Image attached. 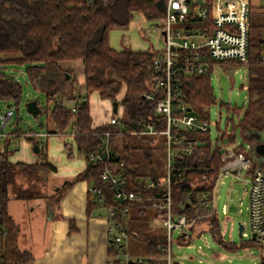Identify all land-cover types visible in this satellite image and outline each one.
<instances>
[{
	"label": "trees",
	"instance_id": "1",
	"mask_svg": "<svg viewBox=\"0 0 264 264\" xmlns=\"http://www.w3.org/2000/svg\"><path fill=\"white\" fill-rule=\"evenodd\" d=\"M164 0H0V68L9 63L24 64L27 80L35 85L45 71L53 68L55 73H62L61 65L77 59L83 61L84 85L83 94L78 96L74 111L60 102L47 115L48 134L71 135L74 139L76 151L83 155L86 167L79 178L92 182L94 189H100L102 200H98L104 208H111L113 215L109 221L120 224L127 232L142 241L143 255L155 258L157 264H165L161 260L164 252L161 247L166 243V236H155L141 231H132L129 226V211L136 209L143 215L147 208L153 209V216L157 219L165 213L151 207V200L158 197L164 190L162 182L166 178V161L160 173L143 174L139 166L133 162L132 154L142 151L147 156L155 148L154 138L161 141L165 152L164 137L141 135L142 122L155 123L154 114L157 100L161 93L154 92L150 80V70L157 51H115L109 46V31L114 28L127 27L133 13H141L147 19H164L161 8ZM251 10V8H250ZM188 26L195 29L211 28L210 20H194ZM264 11L256 21L252 11L249 12V46L247 67L248 102L242 109H230L234 114L226 118V129L213 141L210 139L209 129L205 132L189 133L188 139L196 140L198 145L192 153L174 155L169 175L170 211L172 215H183L187 220L202 223L208 219V232L211 236L221 240L220 226L212 205L205 206L207 200L212 203L213 191L218 180L222 148L235 144V129L241 132L243 140L248 142L250 151L257 143L254 132L264 129V121L258 113L264 110V60L261 58L264 47ZM219 64L238 62L219 61ZM210 68L199 76L184 78L182 83V98L190 109L202 122L208 123V108L215 103L209 83ZM69 73L72 70H68ZM74 79V78H73ZM50 86L55 87L56 80ZM57 87V86H56ZM55 87V88H56ZM54 90V89H53ZM58 90V88L56 89ZM47 91L46 98L50 99L56 93ZM98 91L101 99H108L118 103L122 110L120 128L109 126L107 123L96 127L91 126L88 96ZM122 91V96L117 95ZM153 91L155 98L150 100L146 94ZM21 98V85L13 77L6 76L0 71V101L11 104L16 110ZM220 106L223 103L219 104ZM46 112H41V114ZM238 123H234L235 116ZM16 126V127H15ZM18 121L11 123V133L16 137L21 135L17 128ZM44 126V125H43ZM164 128L159 122L156 129ZM124 129L111 141V149L124 162L126 184L125 189L138 193V201H120L114 197V192L103 187L100 173L107 163L92 162L89 154L98 150L99 135L107 130L118 131ZM133 133V134H132ZM32 145L38 146L39 162L32 164L11 162L10 139L0 143V264H29L33 257L18 247L19 229L8 213L7 205L11 199H37L45 197L41 187L44 186L46 176L55 171L44 156L41 143L29 138ZM145 141L148 147L140 146ZM67 155L71 157V145L64 144ZM238 151H245L242 145ZM116 164V163H115ZM118 164V162H117ZM148 177V178H147ZM88 200L87 212L96 205ZM179 234L178 239L189 242L187 230ZM201 230V228H200ZM199 230V231H200ZM185 236L187 237L185 239ZM254 241L250 240V243ZM255 243V242H254ZM227 249L235 250L233 243L224 245ZM117 253L108 244V256ZM108 263H111L109 260ZM118 264V261L112 262Z\"/></svg>",
	"mask_w": 264,
	"mask_h": 264
},
{
	"label": "built area",
	"instance_id": "2",
	"mask_svg": "<svg viewBox=\"0 0 264 264\" xmlns=\"http://www.w3.org/2000/svg\"><path fill=\"white\" fill-rule=\"evenodd\" d=\"M249 0H164V19H154V31L160 33L162 45L154 49L155 56L150 70V80L154 92L161 93L157 100L154 114L155 123L142 122L141 135L164 137L166 178L162 182L164 190L158 197L151 200V207L165 213L161 218L162 225L166 228V243L161 247L164 252L161 260L165 264H173L171 254V234L175 229L182 233L194 224L193 220H187L183 215H172L170 211L169 175L174 155L181 152L183 155L192 153L196 140L188 139L187 134L205 132L209 128L205 122L190 109V106L182 98V83L184 78L199 76L205 73L212 62L237 61L247 62L249 46ZM209 19L211 28L203 27L195 29L188 26L194 20ZM261 58L264 60V47ZM153 91L146 94V98H155ZM74 111V107L71 108ZM13 116V109L7 108L0 115L1 127L9 124ZM164 128L156 129V124L161 122ZM109 126L120 128V117L113 115L106 122ZM124 129L118 131H104L99 135L100 146L98 150L89 154L92 162L107 163L100 173V181L103 187L114 192V197L120 201H138L141 199L138 193L125 189L126 178L123 169L124 162L119 155L111 149V141ZM133 134V133H132ZM59 135L60 134H56ZM15 136L11 132L2 134L0 139ZM16 137V136H15ZM236 145L222 148L221 162L223 166L220 173L229 174L239 178L246 173L250 176L244 181V191L248 195V211L250 216V233L253 240L264 251V158L262 162H253L246 151H238ZM118 162V164H117ZM116 163V164H115ZM219 178V176H218ZM102 200L100 189H91ZM205 206L212 205L207 200ZM107 211V228L109 247L117 251L115 256L109 257L111 263L118 264H157L154 257L128 256V238L126 230L118 223L109 221L113 215L111 208ZM244 229V227H243ZM246 234L242 230V235ZM264 264V255L260 259Z\"/></svg>",
	"mask_w": 264,
	"mask_h": 264
},
{
	"label": "crops",
	"instance_id": "3",
	"mask_svg": "<svg viewBox=\"0 0 264 264\" xmlns=\"http://www.w3.org/2000/svg\"><path fill=\"white\" fill-rule=\"evenodd\" d=\"M249 5L253 12L254 4L251 0ZM259 9L261 12L264 11V7ZM154 25V20L147 19L141 13H133L127 27L117 29L118 35L115 34L116 31H109V46L118 52L159 49L163 41L160 33L154 31ZM137 33L143 38L148 33L156 34L161 45L153 47L142 42L136 37ZM61 68L62 73L58 74L53 68L47 69L35 86L46 87L49 92L58 88L49 100H53L54 96L59 94L60 100L57 99L55 102L68 107L65 103L72 101L73 105L69 107L72 108L76 98L84 92L83 61L77 59L65 62ZM70 69L71 73L68 72ZM53 80H56V88L49 85ZM121 96L122 91L116 97L120 99ZM99 101L105 104L108 111L105 115L102 114L101 107L99 108ZM88 102L92 127L106 123L109 117L114 115L111 101L101 99L98 91L89 94ZM37 105L41 110L38 102ZM8 126L11 127V123ZM5 128L6 126L2 128L0 124L2 134L10 133L11 130L4 133ZM38 136L43 137L41 144L44 145L45 160L55 168V171L46 176L45 184L41 187L45 197L11 199L8 202V213L19 229L18 247L32 255L33 260L29 264H108L107 211L91 191L92 182L79 178L87 165L85 158L76 151L71 135L38 134ZM7 138L10 139L11 162L32 164L41 160L37 154L31 152V143L15 136ZM5 139L1 138L0 143ZM65 143L71 145V157L67 155ZM88 200L97 203L87 212ZM173 264L177 262L173 260Z\"/></svg>",
	"mask_w": 264,
	"mask_h": 264
},
{
	"label": "rangeland",
	"instance_id": "4",
	"mask_svg": "<svg viewBox=\"0 0 264 264\" xmlns=\"http://www.w3.org/2000/svg\"><path fill=\"white\" fill-rule=\"evenodd\" d=\"M251 3L254 4L252 12L253 18L257 21L261 13L259 8L264 7V0H251ZM117 29L119 28L111 30L117 32ZM115 34L118 35V32ZM115 34L112 32L113 36H115ZM136 37L142 42L149 43V45L153 47H159L161 45L156 34L148 33L145 38H143L137 33ZM25 69L26 66L24 64L15 63H9L0 68L3 74L13 77L14 80L21 85V98L18 102V108L16 110L14 109V114L10 123L18 121L17 128L21 132L19 138L31 143L32 140L29 138L33 137L34 140L42 143L43 137H39L38 134L48 135L47 128H49V125L47 115L54 107V102L57 99L60 100V95H55L53 100H47L46 87L38 88L31 84L27 80ZM247 79L246 62H238V64L225 63L224 65L219 64L217 61L212 62V68L209 72V83L215 103L211 104L208 108L209 118L208 123H206L212 141L221 132L230 130V126L226 129V118L232 116L234 113L228 110L226 105H229L230 109H242L243 111L240 117L242 118L248 102ZM30 101H37L41 106L42 112H46V114H39L37 118L32 117L26 110V105ZM92 103L95 104L93 101ZM220 103H223V105L220 106ZM98 104L99 108L101 107L100 109H102V114L105 115L108 112L105 108V104L102 103V101H99ZM7 105L8 104L0 101V115L7 110ZM65 105L69 108L73 105V102L68 101ZM119 108L120 106L114 115L121 117L122 111L119 110ZM258 115L264 121V110L259 111ZM39 122L44 125L42 128L38 127ZM234 123H238L236 116L234 117ZM8 125L3 132L11 130V127ZM253 134L257 142H264V129L254 132ZM234 136V145H242L253 162L263 161V158L258 156L254 150L250 151L248 142L243 140L238 128L235 129ZM153 140L155 149L150 152V155L147 156V154H145L146 150L145 152L136 151L132 154L133 162L139 166L140 172L143 174H150L151 172L160 173L164 166L165 152L161 147V141L158 138H154ZM139 145L145 148L149 146L145 141L140 142ZM31 152L33 153L32 148ZM249 179L250 176L246 173L241 174L239 178L220 173L213 191V210L218 219L221 240L224 243L222 244L218 240H215L208 232V219L204 220L202 223L193 224L192 226L195 227L193 230H187L186 233L190 236L189 242L183 243L179 240V233L174 229L171 234V254L173 260H175L177 264H260V259L263 257L264 251H261L258 244L254 242L250 243L249 202L248 195L244 191V181H248ZM128 215V223L132 231H141L142 233L155 236H166V228L162 225L161 219H157L153 216V209L147 208L142 216L138 214L136 209H130ZM238 224L244 227L243 232L246 236L238 235ZM186 238L185 236V239ZM226 243H233L237 249L233 251L227 249L224 246ZM128 256H144L142 241L135 238L133 235H130L128 238Z\"/></svg>",
	"mask_w": 264,
	"mask_h": 264
},
{
	"label": "water",
	"instance_id": "5",
	"mask_svg": "<svg viewBox=\"0 0 264 264\" xmlns=\"http://www.w3.org/2000/svg\"><path fill=\"white\" fill-rule=\"evenodd\" d=\"M161 5V8L163 10L164 8V1H161L160 3ZM111 106H112V112L113 113H116L117 112V107H118V103L116 101H113L111 102ZM11 107V104H8L7 105V108ZM26 110L27 112L34 118H37V116L39 114H41V110L40 108L38 107L37 105V102L36 101H33V102H29L27 105H26ZM38 127L39 128H42L43 127V124L42 123H38ZM254 152L264 158V142H260V143H257L254 148H253ZM32 151L33 153L37 154L39 149H38V146L37 145H33L32 146ZM242 230H243V226L241 224H238V235L241 236L242 235ZM254 236L251 237V239L253 240Z\"/></svg>",
	"mask_w": 264,
	"mask_h": 264
}]
</instances>
